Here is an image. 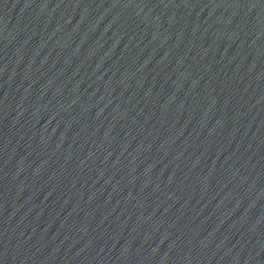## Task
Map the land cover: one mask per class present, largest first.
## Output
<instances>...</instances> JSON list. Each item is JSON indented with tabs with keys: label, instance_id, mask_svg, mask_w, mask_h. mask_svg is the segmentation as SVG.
<instances>
[{
	"label": "water",
	"instance_id": "obj_1",
	"mask_svg": "<svg viewBox=\"0 0 264 264\" xmlns=\"http://www.w3.org/2000/svg\"><path fill=\"white\" fill-rule=\"evenodd\" d=\"M264 264V0H0V261Z\"/></svg>",
	"mask_w": 264,
	"mask_h": 264
}]
</instances>
